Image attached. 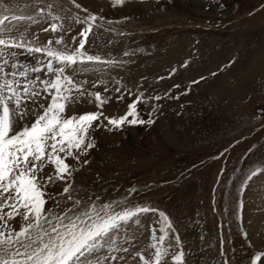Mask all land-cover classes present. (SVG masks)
Masks as SVG:
<instances>
[{
  "label": "rangeland",
  "instance_id": "obj_1",
  "mask_svg": "<svg viewBox=\"0 0 264 264\" xmlns=\"http://www.w3.org/2000/svg\"><path fill=\"white\" fill-rule=\"evenodd\" d=\"M76 2L88 12L69 0H43L40 7L52 3L53 14L62 18L74 13L102 18L85 50L120 63L84 72L69 69L68 75L87 81L85 88L108 102L100 109L85 98L67 114L102 111L106 125L104 117L124 116L143 93L137 110L140 118L154 123L96 129V146L84 158L89 162L74 173L73 195L120 202L117 211L147 205L164 212L173 227L161 245L168 248L162 264H174L179 251L185 253V264H252L255 254L264 253V0H127L123 6H113L112 0ZM34 11L23 9L25 14ZM52 22L30 28L29 38L39 37L34 45L59 35L43 31ZM63 23L72 29L66 41L85 27L66 18ZM11 51L19 65L43 69L30 78L54 79L46 55ZM6 71H12L10 65ZM48 104L43 93L28 107L36 113ZM51 170L49 166L45 173ZM45 207L62 214L72 203L56 206L49 200ZM162 227L158 213L141 214L139 223L130 222L118 233V251L97 255L108 257L106 264H142L137 253L152 258L153 229L160 236Z\"/></svg>",
  "mask_w": 264,
  "mask_h": 264
},
{
  "label": "snow or ice",
  "instance_id": "obj_2",
  "mask_svg": "<svg viewBox=\"0 0 264 264\" xmlns=\"http://www.w3.org/2000/svg\"><path fill=\"white\" fill-rule=\"evenodd\" d=\"M126 2L112 0L113 6H123ZM42 3L43 0H33L31 4L22 5L20 0H0V264H106L108 257L101 258L97 254L102 250L118 251L116 237L120 230L130 222L139 223V216L149 212L158 213L166 227L160 229L163 233L160 236L153 229L154 243L150 247L155 252L152 258H145L141 253L137 256L142 264H162L168 248L161 245L169 237L168 229L173 227L164 212L147 205L117 211L120 202L97 203L73 195L77 191L74 173L79 166L89 162L84 158L96 146L93 135L96 129L121 130L125 125L154 123V120L146 122L140 118L137 110L143 93L137 95V100L129 105L124 116L104 117L106 125L101 120L102 111L68 115L69 107L85 98H91L88 102H95L100 109L108 102L100 92L86 89L87 81L74 80L67 74L68 70L84 72L91 66L120 62L105 60L85 50L93 28L102 27L96 23L102 18L91 13L83 18L78 13L65 17L70 24L85 25L77 36L66 41L65 36L70 35L71 27L65 26V18L53 14L52 3L40 7ZM69 3L88 12L76 0H69ZM24 8H34L35 11L25 14ZM64 11L71 12V9ZM49 20L53 22L43 31L59 35L55 40H46L43 46L34 45L33 41L39 37L33 34L29 38L30 28ZM21 48L46 55L49 58L46 69L54 79L40 81L30 78L31 72L43 69L16 63L12 59L15 53L11 50ZM9 65L11 72L6 71ZM121 87L122 84L115 89L117 93ZM43 93L48 94L50 104L33 113L28 102ZM117 98L123 99V96ZM49 166L51 172L45 173ZM57 186L62 191H50ZM49 200L56 206L71 201L72 207L58 214L51 208L46 209ZM16 223H19L18 229ZM175 240L179 244V236ZM262 257L264 253L255 254L252 264H261ZM184 258L183 251L172 257L174 264H185Z\"/></svg>",
  "mask_w": 264,
  "mask_h": 264
}]
</instances>
